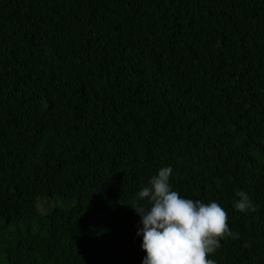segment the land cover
Listing matches in <instances>:
<instances>
[{
    "label": "trees",
    "instance_id": "trees-1",
    "mask_svg": "<svg viewBox=\"0 0 264 264\" xmlns=\"http://www.w3.org/2000/svg\"><path fill=\"white\" fill-rule=\"evenodd\" d=\"M169 165L239 234L209 258L264 264V0H0V264H142Z\"/></svg>",
    "mask_w": 264,
    "mask_h": 264
},
{
    "label": "clouds",
    "instance_id": "clouds-1",
    "mask_svg": "<svg viewBox=\"0 0 264 264\" xmlns=\"http://www.w3.org/2000/svg\"><path fill=\"white\" fill-rule=\"evenodd\" d=\"M173 168L161 167L129 207L139 216L137 237L146 253L142 264H217L209 258L221 248V241L239 239L230 230L227 211L217 202L185 198L174 190ZM233 208L240 213L255 212L250 194L235 193Z\"/></svg>",
    "mask_w": 264,
    "mask_h": 264
},
{
    "label": "rangeland",
    "instance_id": "rangeland-1",
    "mask_svg": "<svg viewBox=\"0 0 264 264\" xmlns=\"http://www.w3.org/2000/svg\"><path fill=\"white\" fill-rule=\"evenodd\" d=\"M51 201H52V203H51ZM39 203H40V205H39ZM61 203H63V201L61 202L60 198H58V197H55V198H40L38 200V208H39V210L41 212H45L51 206L53 207V206H55L57 204H61ZM91 211H93V207L91 205H87L84 214H86V216L88 215L87 216L88 221L91 220V221L96 222L97 220H99L100 228H102L101 225L102 226H107L108 223L113 221L112 216L109 214V213H112L111 209L108 210V211H105L104 213L100 214L101 216H97V217H95L94 214ZM107 214H109V215H107ZM106 242L109 244V246H112V248H113L114 245L112 244L111 240H110V242L106 240Z\"/></svg>",
    "mask_w": 264,
    "mask_h": 264
}]
</instances>
